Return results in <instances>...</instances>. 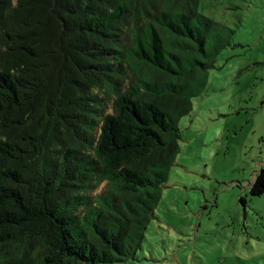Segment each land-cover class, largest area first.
Listing matches in <instances>:
<instances>
[{
	"label": "trees",
	"instance_id": "1",
	"mask_svg": "<svg viewBox=\"0 0 264 264\" xmlns=\"http://www.w3.org/2000/svg\"><path fill=\"white\" fill-rule=\"evenodd\" d=\"M200 1L0 0V264L136 257L231 44Z\"/></svg>",
	"mask_w": 264,
	"mask_h": 264
},
{
	"label": "rangeland",
	"instance_id": "2",
	"mask_svg": "<svg viewBox=\"0 0 264 264\" xmlns=\"http://www.w3.org/2000/svg\"><path fill=\"white\" fill-rule=\"evenodd\" d=\"M199 11L231 44L181 119L162 198L136 257L121 264H264V195L250 192L264 169V0H201Z\"/></svg>",
	"mask_w": 264,
	"mask_h": 264
}]
</instances>
